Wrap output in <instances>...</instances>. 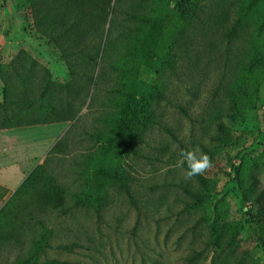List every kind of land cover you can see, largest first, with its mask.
I'll return each mask as SVG.
<instances>
[{
  "label": "rangeland",
  "instance_id": "obj_1",
  "mask_svg": "<svg viewBox=\"0 0 264 264\" xmlns=\"http://www.w3.org/2000/svg\"><path fill=\"white\" fill-rule=\"evenodd\" d=\"M130 1H122L124 8ZM133 1L140 24H121L123 38L112 26L98 88L72 127L53 122L0 130V196L9 199L46 158L51 173L71 192L78 190L80 177L92 183L95 170L122 162L134 175L135 205L110 191L99 217L93 210L73 209L67 199L65 215L43 216L53 233V248L43 260L264 264V0ZM30 2L0 0V71L15 59L25 74L44 73L65 83L68 66L36 31ZM185 11L199 18L186 24ZM185 26L188 47L178 51L173 74L164 78L166 101L157 112L161 125L146 135L136 157L111 156L105 149L116 122L110 114L123 102L104 91H112L120 78L124 95L157 87L156 75ZM120 59L130 60V67L114 71ZM57 142L60 149L51 153ZM193 149L211 161L198 175L202 183L187 175L181 156ZM181 185L199 192V198H189ZM29 238L2 247L0 264H14L27 252Z\"/></svg>",
  "mask_w": 264,
  "mask_h": 264
},
{
  "label": "trees",
  "instance_id": "obj_2",
  "mask_svg": "<svg viewBox=\"0 0 264 264\" xmlns=\"http://www.w3.org/2000/svg\"><path fill=\"white\" fill-rule=\"evenodd\" d=\"M122 1L31 0L30 10L36 31L56 48L67 64L69 80L55 83L44 73L42 77L25 74L20 67L16 68L15 59L11 60L0 71V130L53 122H68L72 127L79 120L82 109L89 105L94 90L98 88V71L105 58L112 26L123 38L125 31L119 29L121 24L126 21L134 27L140 24V14L132 9L135 2L130 1L129 6L124 8L126 4ZM185 14L186 24L192 18H199L192 11H185ZM127 28L130 30V25ZM187 28L185 26L181 36L171 44L167 58L156 75L157 87H152L148 93L141 89L131 93L129 89L124 95L126 86L120 78L112 91H104L118 95L123 102L119 112L115 110L110 114L111 120L116 121L105 148L111 156L136 157L146 135L155 126L161 125L157 112L161 103L166 101L167 83L164 78L167 73L173 74L178 51L188 47ZM119 61L116 62L119 69L113 66L114 71L130 67V60ZM130 75H134L132 71ZM60 146L61 143L57 142L50 152L54 153ZM47 160L50 161L46 158L42 165L37 166L9 199L4 201L0 196V202H3L0 207V249L6 244H18L27 235L30 237L27 252L18 256L14 264H65L58 259L43 260L45 251L53 248L50 243L52 228L48 227L43 216L47 212L65 215L69 210L67 199H71L73 209L93 210L99 217L109 204L110 191L125 194L135 205L131 195L134 175L122 162L114 169L107 166L106 169L95 170L92 183L80 177L82 182L78 190L71 192L51 173ZM81 162L84 163L83 160L77 163ZM194 177L202 183L198 175ZM181 189L194 201L200 196L199 192L187 191L184 185Z\"/></svg>",
  "mask_w": 264,
  "mask_h": 264
},
{
  "label": "clouds",
  "instance_id": "obj_3",
  "mask_svg": "<svg viewBox=\"0 0 264 264\" xmlns=\"http://www.w3.org/2000/svg\"><path fill=\"white\" fill-rule=\"evenodd\" d=\"M183 162L186 164L189 177L203 174L211 167V161L207 154L200 152L198 149H193L181 153Z\"/></svg>",
  "mask_w": 264,
  "mask_h": 264
}]
</instances>
